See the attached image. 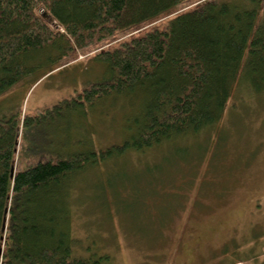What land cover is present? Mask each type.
<instances>
[{"label": "trees", "instance_id": "obj_1", "mask_svg": "<svg viewBox=\"0 0 264 264\" xmlns=\"http://www.w3.org/2000/svg\"><path fill=\"white\" fill-rule=\"evenodd\" d=\"M196 1L0 0V97L94 51L102 77L59 104L97 108L110 101L112 109L117 99L125 115L119 143L97 151L68 148L13 176L20 126L33 117L0 115V264H111L106 254L74 255L66 182L99 160L164 144L188 150L185 138L222 120L239 83L264 91V0H202L191 7ZM165 17L161 27L135 34ZM154 190L149 200H157ZM15 194H26L34 210L26 205L6 229Z\"/></svg>", "mask_w": 264, "mask_h": 264}, {"label": "rangeland", "instance_id": "obj_2", "mask_svg": "<svg viewBox=\"0 0 264 264\" xmlns=\"http://www.w3.org/2000/svg\"><path fill=\"white\" fill-rule=\"evenodd\" d=\"M93 54H80L31 87L18 83L0 97V115L33 117L20 126L14 171L68 148L97 151L122 140L125 115L117 99L113 110L110 101L97 108L59 104L102 77ZM185 139L188 150L164 144L99 160L66 182L74 255L106 254L111 264H264V91L239 83L222 120ZM152 190L157 200H149ZM26 205V194L13 195L3 228Z\"/></svg>", "mask_w": 264, "mask_h": 264}, {"label": "water", "instance_id": "obj_3", "mask_svg": "<svg viewBox=\"0 0 264 264\" xmlns=\"http://www.w3.org/2000/svg\"><path fill=\"white\" fill-rule=\"evenodd\" d=\"M44 16H47V14H45ZM13 174H14V169L11 170L10 175L13 176ZM0 252H1V249H0Z\"/></svg>", "mask_w": 264, "mask_h": 264}]
</instances>
